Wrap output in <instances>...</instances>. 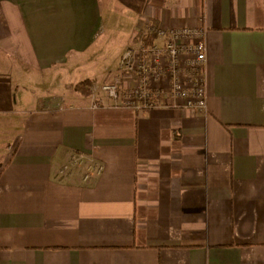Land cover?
Wrapping results in <instances>:
<instances>
[{"label":"crops","instance_id":"crops-1","mask_svg":"<svg viewBox=\"0 0 264 264\" xmlns=\"http://www.w3.org/2000/svg\"><path fill=\"white\" fill-rule=\"evenodd\" d=\"M150 23L204 29L206 113L40 106ZM0 264H264V0H0Z\"/></svg>","mask_w":264,"mask_h":264},{"label":"built area","instance_id":"built-area-1","mask_svg":"<svg viewBox=\"0 0 264 264\" xmlns=\"http://www.w3.org/2000/svg\"><path fill=\"white\" fill-rule=\"evenodd\" d=\"M144 38L122 54L117 76L100 91L114 103L134 111L171 108L207 112L205 31L201 27L165 29L147 24ZM73 169L83 171V181L102 173L91 157L74 154L58 177Z\"/></svg>","mask_w":264,"mask_h":264},{"label":"rangeland","instance_id":"rangeland-1","mask_svg":"<svg viewBox=\"0 0 264 264\" xmlns=\"http://www.w3.org/2000/svg\"><path fill=\"white\" fill-rule=\"evenodd\" d=\"M121 54L120 43L118 47L112 49L102 48L99 51V55L96 56V59L91 63L84 65L78 74V77L72 75L69 77V74H66L64 71H57L55 74V80H49L45 77L44 89H38L35 94V98L40 101V106L43 108L52 107L53 105H68L69 98L74 92L71 90V85H75L76 83L84 80V79H96L92 80L97 88L107 83L113 75V71L116 68L118 63V59ZM118 70V66L116 71ZM101 85V86H100ZM88 89V91H90ZM93 90V89H92ZM42 92V93H41ZM52 95H51V94ZM100 97L105 101L108 99L107 94L104 92L100 93ZM55 101V102H54Z\"/></svg>","mask_w":264,"mask_h":264},{"label":"trees","instance_id":"trees-1","mask_svg":"<svg viewBox=\"0 0 264 264\" xmlns=\"http://www.w3.org/2000/svg\"><path fill=\"white\" fill-rule=\"evenodd\" d=\"M142 39L145 40L146 42H152L153 38H144V36H142ZM92 84H94L92 81L87 80V81L77 84L75 86V89L84 95H89L88 89H89V86H91Z\"/></svg>","mask_w":264,"mask_h":264}]
</instances>
